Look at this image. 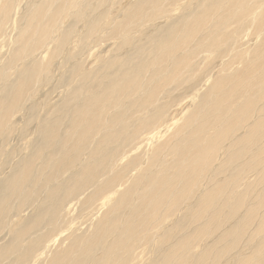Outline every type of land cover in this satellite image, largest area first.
I'll return each mask as SVG.
<instances>
[{
	"label": "bare ground",
	"instance_id": "1",
	"mask_svg": "<svg viewBox=\"0 0 264 264\" xmlns=\"http://www.w3.org/2000/svg\"><path fill=\"white\" fill-rule=\"evenodd\" d=\"M118 4L0 0V264H264V0Z\"/></svg>",
	"mask_w": 264,
	"mask_h": 264
},
{
	"label": "rangeland",
	"instance_id": "2",
	"mask_svg": "<svg viewBox=\"0 0 264 264\" xmlns=\"http://www.w3.org/2000/svg\"><path fill=\"white\" fill-rule=\"evenodd\" d=\"M130 0H119V6L121 5V7L123 6V5H126L128 2H129ZM123 4V5H122ZM19 6H22V5H19ZM103 8V7H102ZM113 13H115L114 11H113ZM84 17L85 16H81L80 17V24L77 26V29H78V31L79 30H82L83 29V24L81 23L82 22V20H84ZM82 26V27H81ZM75 32H76V27H75ZM106 37V36H105ZM102 40V41H101ZM104 40V38L102 37V38H99V40L97 41V45L100 43V45H98V46H96V48H94V50L95 51H99V49H102V48H104V46H103V44H105V41H103ZM101 43H103V44H101ZM56 73V72H55ZM57 74V73H56ZM54 82V81H53ZM49 86V85H48ZM48 86H47V88H48ZM24 121V120H23ZM22 121V122H23ZM21 122V123H22ZM34 126V125H33ZM32 126V127H33ZM16 139V140H15ZM11 140H13L12 142H13V145H14V143H15V145L14 146H19V143H18V140H17V138H16V136H13L12 137V139ZM251 174H253V173H251ZM251 178H255V175H251L250 176ZM260 206H264V203H260ZM248 240V237L246 236V238H245V240H244V242H243V244L246 242ZM246 244V243H245Z\"/></svg>",
	"mask_w": 264,
	"mask_h": 264
}]
</instances>
